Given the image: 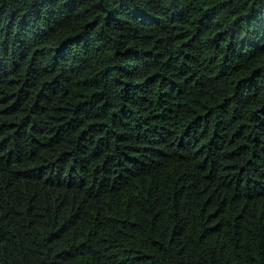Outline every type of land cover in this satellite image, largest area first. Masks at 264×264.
Returning a JSON list of instances; mask_svg holds the SVG:
<instances>
[{
    "label": "trees",
    "instance_id": "16d2710c",
    "mask_svg": "<svg viewBox=\"0 0 264 264\" xmlns=\"http://www.w3.org/2000/svg\"><path fill=\"white\" fill-rule=\"evenodd\" d=\"M0 264H264V0H0Z\"/></svg>",
    "mask_w": 264,
    "mask_h": 264
}]
</instances>
